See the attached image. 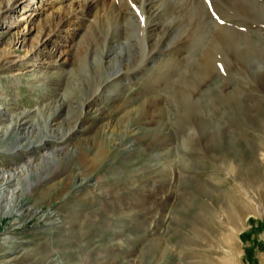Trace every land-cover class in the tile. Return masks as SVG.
Instances as JSON below:
<instances>
[{
  "label": "rangeland",
  "instance_id": "374dc122",
  "mask_svg": "<svg viewBox=\"0 0 264 264\" xmlns=\"http://www.w3.org/2000/svg\"><path fill=\"white\" fill-rule=\"evenodd\" d=\"M76 1L18 0L1 16L10 0H0V128L19 121L2 139L0 174L40 163L41 142L65 153L92 140L99 124L72 137L79 120L55 138L88 99L93 116L112 121L125 115L119 105L141 106L144 124L96 166H78L92 156L86 144L67 156L63 175L86 177L80 188L23 191L0 216V264H264V0H183L169 14L157 0H97L36 56L38 32ZM201 15L211 24L197 29ZM54 107L55 135L42 141L38 124ZM19 183L3 191L27 188ZM49 214L60 222L46 224Z\"/></svg>",
  "mask_w": 264,
  "mask_h": 264
},
{
  "label": "bare ground",
  "instance_id": "6f19581e",
  "mask_svg": "<svg viewBox=\"0 0 264 264\" xmlns=\"http://www.w3.org/2000/svg\"><path fill=\"white\" fill-rule=\"evenodd\" d=\"M24 1V5L25 6H28L30 2H32V0H23ZM97 1V0H77L75 2V4H73L72 7H70V9L68 10V12H65L64 13V17L63 16H60V20L58 23H56L55 25H52L50 26L49 24V20H47V27L41 29L40 32H38V37L36 38V43L37 45H39V47H36V56H42L43 55V51L41 50H38L40 48L42 49H45L47 48L48 44H49V40L51 38H57L59 35H60V30L62 29L63 26H61V28L58 29V31L55 33V28H58L59 27V23L61 21H64L63 25L67 23V18L68 16H71L72 18H75L77 17V15H84V11H88L89 9L93 8V3ZM157 5H156L158 8H163L162 9V13H164L165 11L169 14L172 9H173V6L180 3V2H183V0H157ZM188 1V0H186ZM197 3L198 4V0H192L191 3ZM18 3V0H10V3H9V7L6 6L4 9H3V12L1 13V16L4 14V13H7L8 10H11L12 7ZM195 3V5H196ZM151 4V3H150ZM112 10V9H111ZM114 10V9H113ZM147 11H149V9H145ZM117 12V11H116ZM120 12V11H119ZM118 13V12H117ZM151 13V12H150ZM146 14V13H145ZM105 15H106V21H109L110 20V23H114V24H117L119 23L121 20H124L125 19V16L123 14L119 16H116L115 17V14L114 13H109L106 14L105 12ZM201 19L197 21V23L195 24L197 26V29L198 28H201L203 29L204 26H208V24H211L209 23L208 19H205L203 17V15L200 16ZM55 16H52L51 19H54ZM98 20H100V15L97 16ZM118 25V24H117ZM86 26V25H85ZM120 26H122L120 24ZM206 29V28H205ZM118 31H120V27L118 26ZM146 31V30H145ZM144 31V32H145ZM155 31V30H154ZM203 31V30H202ZM121 32V31H120ZM162 32V31H161ZM160 32V33H161ZM164 32V31H163ZM114 34V33H113ZM166 34V33H165ZM116 36H113L114 37H119L120 36L118 34H115ZM195 37V36H194ZM111 38V36H110ZM201 38V37H200ZM115 39V38H114ZM108 40V39H107ZM119 40V39H117ZM149 40V39H148ZM16 41V40H15ZM109 41V40H108ZM17 43H21L19 40L16 41ZM117 42V41H116ZM149 42V41H148ZM121 45V43H119ZM118 43H116L114 46H118L119 45ZM168 44V43H167ZM106 45H107V42H106ZM172 45V44H171ZM111 46V45H110ZM110 48V47H109ZM113 47H111L110 49H112ZM110 51V50H109ZM31 52V51H30ZM11 53H13L11 51ZM109 55H113L115 54L114 52L110 51V52H107ZM113 53V54H112ZM9 54H10V51H9ZM146 54V53H145ZM115 57V56H114ZM83 58H86V56H84ZM88 58V57H87ZM104 57L102 56L100 58L103 59ZM112 58V56H111ZM110 58V60H111ZM177 58V57H176ZM88 60V59H87ZM109 60V59H108ZM158 60V59H157ZM164 60V59H163ZM170 61V60H169ZM107 62V61H106ZM105 62V63H106ZM166 62V61H165ZM100 64V63H99ZM107 66L110 65V62L106 63ZM171 64V62H170ZM7 69L9 70V68L7 67ZM4 70V68H3ZM163 71V70H162ZM116 72H112L110 75L107 76V79L109 80V78L111 77L112 74H115ZM168 74V73H167ZM113 78V77H112ZM114 80V78H113ZM115 80L118 81V79L115 77ZM110 85V84H109ZM114 85V84H113ZM116 85V84H115ZM109 87V86H108ZM112 87V86H111ZM110 87V88H111ZM122 94V93H121ZM76 96L78 94H75ZM81 95V93L79 94ZM86 95V94H85ZM123 95V94H122ZM75 96V97H76ZM88 96V95H87ZM114 102L116 101H119L120 103L123 104L122 100H123V96L121 95H114ZM82 97V96H81ZM84 98V97H83ZM85 98H87L85 96ZM71 101V100H70ZM93 100L92 99H88L87 101H84V103L81 105L80 107V113L81 115L74 119L72 121V125H71V122H66V126H64V128H61L60 125L57 127V130H59V135H55L51 130H50V125L56 120L57 117H54L55 116V112L57 111L56 110V107L53 108V111L52 113L49 114V116L47 117V119H43L40 115V117L42 118V122L40 121L41 124H38V129L41 131V137H42V141L43 140H46V138L48 136H53L55 135V138L59 141H66V137L70 136L69 132L75 128L77 126V121L79 120V122H81L82 124L79 126H77V131L78 133H72V137H80V135H85L86 131L87 133L89 134V131L88 129H86V131L83 130L82 132V126L85 125L87 126L89 124V126L91 125H100L98 126L97 130L95 131V134H94V137L92 138V140L90 141H84L82 140H77L78 142H80L79 145L75 146L76 148H72L70 150L65 151V153H63L62 149H60L58 147L57 148H50V145L49 142H46L44 144V142H41V145L43 146V149L44 150L43 154H39L38 157H40V163L36 164V165H22L20 166L19 169H17L18 171L17 172H13V173H10V172H5V173H1L0 174V216L2 215H5V214H8V215H11L12 213H15L14 212V204L16 205V202H17V199H19V197L22 196L23 194V191H25L26 193H31L34 191V189L37 187V186H41V185H45V186H52V185H57V184H66L70 181H73L75 184L72 188L75 189H78L81 187L82 183L85 182V180L87 181L88 179H86V177H80V174L77 176H74L73 174H69V171L68 173L64 176L63 175V172H65V168H67L66 166L64 167V163L63 160H65V158L67 156H71L72 154H74L73 151H78L80 152L81 149H83L82 147H84V145H88L89 148L92 149V156L89 158L83 156L80 158V160L77 161V163L79 162V167L81 165H87V164H91L90 166H96L97 164H99L101 162V159H104L105 157H107V154L109 153L108 152V149L109 151L111 152V148H110V145H113L115 144L117 147H123V144H121L123 142V137L125 136H129L130 133H133L135 132L133 130V128L131 127H137L138 124H144L142 123V115L139 113V109L142 108L141 106L139 107H135V108H130L128 110V107L129 105L127 104H124L125 106H118L120 107V110H116L118 112V115H121L124 113V110H125V115H123L122 117H116V120L115 121H112L110 119H112L109 115L108 117H105V116H99L96 115V116H93L94 113L90 111V107H92L91 105V102ZM60 101H58L59 103ZM118 102V104H119ZM70 103V102H69ZM86 103V104H85ZM0 105H2L0 103ZM154 105V104H153ZM60 107V106H59ZM78 107V106H77ZM116 108V107H115ZM58 109V108H57ZM81 109H82V112H81ZM60 110V109H59ZM74 110V108L72 109ZM128 110V111H127ZM78 111V112H79ZM94 111V110H93ZM114 111V110H113ZM148 111V110H147ZM113 113V112H112ZM83 114V115H82ZM92 116V117H90ZM132 116V117H131ZM134 116V117H133ZM10 117V120L7 119L5 122L6 124L2 126V128H0V146L2 145L1 143L3 142V138H5V136L7 134H10V133H17L19 134L17 128L19 126V121H18V117H16V115L14 116H8ZM16 117V118H15ZM39 117V116H38ZM110 117V119H109ZM50 118V120H49ZM94 118V119H92ZM93 121H91V120ZM67 120V119H66ZM91 121V122H89ZM8 122V123H7ZM64 123V122H62ZM61 124V123H60ZM80 124V123H78ZM37 126V125H36ZM88 126V127H89ZM140 126V125H139ZM31 129V128H30ZM27 130V129H26ZM35 130V129H33ZM32 130V132H33ZM138 130V129H137ZM18 131V132H17ZM118 131H120V134H122L121 136H118L117 137V133ZM139 131V130H138ZM10 132V133H9ZM32 134V133H31ZM52 134V135H51ZM125 135V136H124ZM19 136V135H18ZM25 136V135H24ZM36 136V135H35ZM90 136V135H89ZM123 136V137H122ZM127 136V137H128ZM38 137V135H37ZM17 138V136H16ZM23 138V137H22ZM26 138V137H25ZM129 138V137H128ZM29 139V138H28ZM40 139V138H39ZM90 139V138H89ZM18 140V139H17ZM38 140V139H37ZM96 140V141H95ZM120 140V142H119ZM208 140V139H207ZM28 141V140H27ZM95 141V142H94ZM39 142V140L37 141ZM71 142V141H70ZM99 142V143H98ZM118 142V144L116 143ZM15 143V142H14ZM36 143V142H35ZM98 143V144H97ZM37 144V143H36ZM30 145V146H29ZM32 145H34V142H24V144L20 145L18 142H16L12 147V150L14 151V154L17 155L19 152L17 151L18 149H25L24 147H31ZM48 146L47 148H45L46 146ZM57 146V145H56ZM130 146V144H129ZM115 147V146H114ZM126 147V146H125ZM10 147H8L7 150H9ZM36 148H39L38 146ZM88 148H86L87 150ZM1 150V149H0ZM5 150V149H4ZM36 150V149H35ZM41 150V151H42ZM118 149H113V151H116ZM83 151V150H82ZM37 152H40V150L37 149ZM90 152V151H89ZM107 154H106V153ZM126 153V152H125ZM10 154V153H9ZM90 155V153H88ZM84 155V154H83ZM113 155V153H112ZM127 155V154H126ZM57 158V159H56ZM74 158V157H73ZM75 159V158H74ZM75 161V160H74ZM89 161V162H88ZM75 163V162H74ZM29 164V163H28ZM32 164V163H31ZM34 164V163H33ZM69 165V164H68ZM73 165V164H72ZM77 171H79L80 169L77 167L76 169ZM83 173V172H82ZM88 175V174H87ZM31 178V179H30ZM33 179V180H32ZM19 181H23L24 184L23 186H27V188H19L18 186V189H14L12 190L11 192L9 193H5L3 190L4 189H8V188H11L13 185L16 186L17 185V182L19 183ZM16 182V184L14 183ZM13 185H10L12 184ZM20 184V183H19ZM18 184V185H19ZM21 186V185H20ZM22 186V187H23ZM76 187V188H75ZM54 188V187H53ZM68 192V191H67ZM72 193V192H71ZM78 194V193H77ZM29 195V194H28ZM69 195V192L67 193L66 196ZM65 196V197H66ZM5 200H9V204L11 206H9L7 203L4 204L3 202ZM231 206L234 207L233 203L231 204ZM233 207H231V210L233 211ZM18 208V206H17ZM17 210V209H16ZM35 214H38L39 211H38V208H34V209H31ZM27 214V213H25ZM45 218L47 219L46 224H48L49 226H51V224H54L56 222L59 221V218H57L55 215L53 214H49L48 216H45ZM17 221H15L16 223ZM60 222V221H59ZM58 222V223H59ZM64 227V226H63ZM52 237V236H51ZM9 236H4L3 238H1V241L2 242H6L7 244V241H9ZM4 244V245H6ZM9 246H11L10 244H8ZM21 245V244H20ZM15 246V245H14ZM230 246V245H229ZM13 248V247H11ZM15 248H18V247H15ZM14 250V248H13ZM231 262H233V260H231ZM230 262V263H231ZM3 264H8L6 262H3Z\"/></svg>",
  "mask_w": 264,
  "mask_h": 264
},
{
  "label": "water",
  "instance_id": "95a60500",
  "mask_svg": "<svg viewBox=\"0 0 264 264\" xmlns=\"http://www.w3.org/2000/svg\"><path fill=\"white\" fill-rule=\"evenodd\" d=\"M6 154H8V153H6Z\"/></svg>",
  "mask_w": 264,
  "mask_h": 264
}]
</instances>
